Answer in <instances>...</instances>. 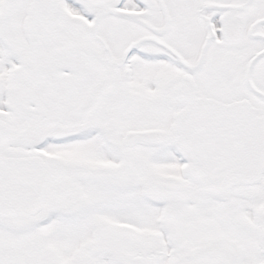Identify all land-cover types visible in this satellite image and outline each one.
<instances>
[{"label":"snow or ice","instance_id":"1","mask_svg":"<svg viewBox=\"0 0 264 264\" xmlns=\"http://www.w3.org/2000/svg\"><path fill=\"white\" fill-rule=\"evenodd\" d=\"M0 264H264V0H0Z\"/></svg>","mask_w":264,"mask_h":264}]
</instances>
